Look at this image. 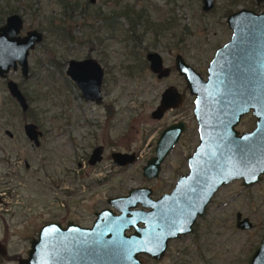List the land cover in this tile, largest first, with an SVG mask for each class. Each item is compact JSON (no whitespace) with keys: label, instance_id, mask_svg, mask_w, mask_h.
<instances>
[{"label":"rangeland","instance_id":"obj_1","mask_svg":"<svg viewBox=\"0 0 264 264\" xmlns=\"http://www.w3.org/2000/svg\"><path fill=\"white\" fill-rule=\"evenodd\" d=\"M81 2L91 3L87 4L89 10L81 14L77 9L71 19L65 18L63 25L74 41L63 42L46 31L50 21L61 19L56 0H0V19L18 14L24 19L25 30L37 29L44 34L43 42L29 59V78L22 80L19 73L10 75L27 95L30 112L25 119L0 81V184L7 181L9 192H13L5 213L7 223H11L7 231L0 220V240L6 239L12 259L0 264H17L18 259L25 258L30 240L45 223L65 225L71 221L88 227L97 212L109 208L108 199L127 196L132 189L149 188L153 199L170 194L179 177L188 173L187 158L198 145L193 98L175 71L168 79L157 80L148 69L146 53H159L169 68L180 54L206 79L215 51L229 41L227 16L241 9L264 10V0L260 5L255 0H215L210 12L201 10L200 0ZM126 5L134 11L144 9V19L149 23L137 24L134 41L128 32L129 20L120 17L115 38L107 39L112 32L106 25L100 30L99 20L110 19ZM99 11L101 19L95 16ZM157 24L162 29L170 26L159 33ZM87 57L96 59L105 69V106L84 102L76 86L53 62L59 60L64 67L70 59ZM168 86L184 93V104L155 121L151 113ZM178 121L186 123L187 131L161 165L159 177L145 179L142 168L154 155L160 133ZM21 122H36L42 134L38 146L26 138ZM254 126L255 120L247 116L238 130L248 131ZM6 131L14 136L12 140ZM98 145L104 148L103 159L90 167L89 155ZM114 152L135 153L137 160L130 166L115 167L111 159ZM8 159L19 160L18 166L10 167ZM0 210L6 212L5 208ZM237 212L250 220V230L235 227ZM8 215H12L11 220ZM263 237L264 176L248 188L241 181L221 188L191 235L171 241L160 260L140 258L144 264H249Z\"/></svg>","mask_w":264,"mask_h":264},{"label":"water","instance_id":"obj_2","mask_svg":"<svg viewBox=\"0 0 264 264\" xmlns=\"http://www.w3.org/2000/svg\"><path fill=\"white\" fill-rule=\"evenodd\" d=\"M214 2L201 0L202 11L209 12ZM21 24L18 16H11L3 30L15 39ZM227 25L232 31L230 42L215 53L207 81L180 56L175 60L176 70L195 98L193 115L199 145L187 159L188 174L180 177L171 194L154 201L150 189H132L127 196L109 199V208L96 214L91 228L72 222L65 228L57 222L48 223L30 241L26 258L18 264H143L140 256L160 260L169 241L192 233L194 224L221 187L238 180L245 187L260 181L264 174V11H239L229 16ZM40 41L41 34L35 31L15 40L12 56L0 57V78H5L10 67L15 69L16 62L22 76L27 77L28 52ZM147 60L159 78L169 74L157 54L147 55ZM66 76L77 85L85 101L101 102L103 72L95 60L69 61ZM7 89L25 112L27 104L17 85L10 81ZM182 99L174 88L167 89L151 117L158 120L171 108H180ZM250 111L257 121L255 129L239 136L234 128ZM184 130L180 123L161 133L154 156L142 168L145 179L158 178L161 165ZM26 134L34 138V127L27 126ZM100 153L101 149L94 150L91 164L100 161ZM111 158L115 167L130 166L136 161L134 154L114 153ZM251 227L248 219L241 220L237 214V229ZM130 230L133 232L127 234ZM250 264H264V238Z\"/></svg>","mask_w":264,"mask_h":264},{"label":"flooded vegetation","instance_id":"obj_3","mask_svg":"<svg viewBox=\"0 0 264 264\" xmlns=\"http://www.w3.org/2000/svg\"><path fill=\"white\" fill-rule=\"evenodd\" d=\"M201 1V0H200ZM256 1V0H255ZM91 2V1H90ZM92 3V2H91ZM91 3H89V4H91ZM257 4V3H256ZM214 5H215V2H214ZM214 5H213V8H214ZM257 5H260V4H257ZM202 6V5H201ZM213 8L210 10V11H212L213 10ZM84 9H86V13H87V11L89 10L88 9V6H85V7H83V8H81V7H79V10L82 12V11H84ZM201 10H202V8H201ZM243 10H245V9H241V10H239V11H243ZM145 11V10H144ZM209 11V12H210ZM239 11H237V12H239ZM248 11V10H247ZM264 11V10H263ZM263 11H260V12H254V11H252V12H254L255 14H260V13H262ZM237 12H232V13H230L228 16H227V18H226V25H227V19L229 18V16L230 15H232V14H235V13H237ZM76 13V12H75ZM81 14H83V13H81ZM18 16L20 19H21V30H20V33L15 37V39H13V38H11L10 36H8V34H7V31H4L5 29H4V27L6 26V22H7V19H8V17H11V16ZM136 21V20H135ZM116 22H117V20H112V21H105V19L103 20H99V23H100V26H99V29L100 30H102L103 28H105V25H106V28H107V30L109 31V32H112V34H110V38H107V39H112V38H115V32H116V27L118 26V24L116 25ZM140 22H144L145 24H147V23H149L148 21H147V19H143V20H137L136 21V26H134V28L133 29H131L130 31H128V32H130V35H131V37H132V39L135 41L136 40V33H135V28L137 27V24H139ZM112 26V29H110L109 30V28ZM227 27H228V25H227ZM129 28H130V26H129ZM4 29V30H3ZM157 30H159V31H163V29L165 30V28H164V26H163V29H162V27L161 28H156ZM229 29V28H228ZM129 30V29H128ZM32 31H35V32H37V33H39V34H41V41L39 42V43H36L35 45H34V47H33V49L32 50H30L29 52H28V55H27V68H28V71H27V77H23L22 76V74H21V67H20V65L18 64V62H16V63H14L15 64V69H13V67H10L9 68V72L6 74V76H5V78H0V81H2L4 84H5V86H6V89H7V83L8 82H13V83H15L16 85H17V87H18V89H19V91L21 92V94H22V96L24 97V99H25V102H26V104H27V110L25 111V112H23L22 110H21V107H20V105L18 104V102L15 100V99H13L11 96V98H12V101L13 102H15L17 105H18V107L20 108V111H21V113H22V120L23 119H25V116H26V114L28 113V112H30V105H29V103H28V98H27V95L26 94H23V92L21 91V89H20V87H19V85L15 82V81H13L12 79H11V76L10 75H12V74H15V73H19L20 74V76H21V78H22V80H27L28 78H29V76H30V69H31V65H30V63H29V59H30V57H31V54L36 50V48L38 47V45H40L42 42H43V36H44V34L40 31V30H37V29H32V30H25L24 29V19H23V17L22 16H19L18 14H15V13H11V14H8V16L5 18V19H0V57H7L8 55H10V56H12V52H13V50H14V45H13V43H15V40H20V39H23L24 37H26V35L29 33V32H32ZM158 31V32H159ZM229 32H230V38H229V41L227 42V43H229L230 42V39H231V35H232V31L229 29ZM6 33V34H5ZM160 33V32H159ZM159 33H156L155 35L156 36H158L159 35ZM71 36L73 37V34H71ZM121 36H123V38H125L124 37V35H121ZM74 41V37H73V40L71 41V42H73ZM227 43H225L223 46H221L220 48H218L216 51H215V53L218 51V50H220L222 47H224ZM215 53H214V55H215ZM149 54H157L160 58H161V61H162V68L163 69H167V70H169V74L166 76V77H163V78H159L158 77V75L156 74V73H153L151 70H150V62H148V60H147V55H149ZM214 55H213V58H214ZM177 56H180L182 59H183V57L180 55V54H177L176 56H175V58H174V63H173V66L171 67V68H169V67H166L165 65H164V62H163V58H162V56L159 54V53H157V52H153V51H149V52H147L146 53V55H145V60H146V62L148 63V69H149V71H150V73L153 75V76H155V78L157 79V80H166V79H168L170 76H171V73L173 72V71H175L183 80H184V82H185V86H186V89H187V91H188V94H189V96H191L190 95V92H189V89L187 88V84H186V81H185V79H184V77H182L179 73H178V71L176 70V68H175V60H176V57ZM213 58L211 59V61L213 60ZM87 60H95V62L99 65V67H100V69L102 70V72H103V79H102V83H101V86H100V94H101V102L99 103V104H96L94 101H85L83 98H82V93H81V91L79 90V88L77 87V85L73 82V81H71L67 76H66V69H67V65H68V62L69 61H74V62H76V63H81V62H84V61H87ZM53 61V60H52ZM183 61L185 62V60L183 59ZM211 61L209 62V64L211 63ZM54 62V65H56L57 67H58V69H60V72H63L64 73V75H65V77H67L75 86H76V88L79 90V92H80V98L84 101V102H89V103H94L95 105H102V106H105L104 105V103H103V90L105 89L104 88V79H105V69L103 68V66L101 65V63L100 62H98L96 59H94V58H92V57H87V58H85V59H82V60H75V59H70V60H68V62L64 65V67H62V63L63 62H59V60L57 61V60H54L53 61ZM186 63V62H185ZM187 64V63H186ZM209 64H208V67H209ZM190 68H192L200 77H201V79L203 80V81H207V76H208V73H207V75H206V79H204V78H202V76L193 68V67H191L189 64H187ZM208 67H207V70H208ZM141 70V69H140ZM140 72H142V71H140ZM64 76L62 77V79H64L65 81H67V79L65 78ZM69 83V82H68ZM70 84V83H69ZM169 88H174L176 91H177V94L178 95H180V96H182V104H181V106H180V108L183 106V104H184V101H185V96H184V93H180L178 90H177V88H175L174 86H168V87H166L164 90H163V92L161 93V95H160V100H159V103H158V105H157V107H156V109L154 110V111H156L157 109H158V107H159V105H160V103H161V98H162V94H164V92L167 90V89H169ZM7 91H8V89H7ZM9 93V92H8ZM10 95V94H9ZM192 98H193V110H194V101H195V98L193 97V96H191ZM180 108H178V109H180ZM178 109H173V108H171L170 110H168V111H166L164 114H163V116L161 117V119H158V120H156V119H153L152 117V119L153 120H155V121H160V120H162L163 118H165L170 112H173L174 110H178ZM153 111V112H154ZM152 112V113H153ZM152 113H151V115H152ZM192 114H193V111H192ZM247 116H250V118H252V119H254L255 120V126H256V119L253 117V115H252V111H250L247 115H244L243 117H241V119H240V121H239V123H238V125L234 128V130L238 133V135L239 136H241V135H243V134H249V133H251V132H253L254 131V129H255V126H254V128L253 129H249L248 131H239L238 130V128L242 125V123H243V120H244V118H246ZM193 118H194V115H193ZM194 121H195V118H194ZM180 123H182V124H184V126H185V130L182 132V134H181V136H180V138L184 135V133L187 131V125H186V123L185 122H183V121H178V122H174V123H172L171 125H169V126H172V125H175V124H180ZM195 123H196V121H195ZM21 125H22V128H23V132H24V135L26 136V138L29 140V141H31V142H33V144L35 145V146H38L39 145V143H40V141H39V139H40V137L42 136V134H41V132L38 130V127H37V124H36V122H33L32 124L31 123H29V122H26V123H22L21 122ZM29 125H31V126H33L34 127V130H35V133H36V136L33 138V137H29V135H27L26 134V127L27 126H29ZM169 126H167V127H169ZM196 126H197V123H196ZM166 127V128H167ZM165 128V129H166ZM165 129H163L162 130V132L165 130ZM161 132V133H162ZM161 133H160V135H161ZM5 134L8 136V138L10 139V140H12L13 138H14V136L11 134V132H9V131H6L5 132ZM159 135V136H160ZM197 135H198V126H197ZM32 138V139H31ZM159 138V137H158ZM180 138H179V140H180ZM158 140V139H157ZM179 140H178V142H179ZM157 142V141H156ZM177 142V143H178ZM177 145V144H176ZM175 145V146H176ZM198 145H199V135H198ZM198 145H197V147H198ZM174 146V147H175ZM155 147H156V145H155ZM196 147V148H197ZM96 149H101V153H100V161L99 162H96L95 164H91V158H92V155H93V153H94V150H96ZM174 149V148H173ZM172 149V150H173ZM171 150V151H172ZM196 150V149H195ZM154 151H155V148H154ZM170 151V152H171ZM103 152H104V148H103V146H100V145H98V146H95L92 150H91V153H90V155H89V158H88V162H87V164H88V166H90V167H93V166H95V165H97L98 163H100L101 161H102V159H103ZM195 152V151H194ZM193 152V153H194ZM115 153V152H114ZM114 153H112V154H114ZM116 153H119V152H116ZM111 154V155H112ZM121 154H127V153H121ZM131 154H134L135 155V159L137 160V156H136V154L135 153H130V154H127V155H131ZM170 154V153H169ZM193 155V154H192ZM192 155H190V156H192ZM154 156V155H153ZM152 156V157H153ZM189 156V157H190ZM112 159V158H111ZM188 159V158H187ZM18 162H19V160H15V161H13V162H11L9 159H8V165H10V167H13V166H18ZM112 162H113V160H112ZM136 162V161H135ZM126 167V166H125ZM119 168H123V167H119ZM188 174V173H187ZM186 174V175H187ZM186 175H183V176H186ZM183 176H180V177H183ZM264 176V174L260 177V181L259 182H261V180H262V177ZM159 177V176H158ZM180 177H179V179H180ZM178 179V180H179ZM155 180V179H154ZM177 180V181H178ZM238 181H241V183H242V186H243V182H242V180H238ZM238 181H234V182H238ZM259 182H257L256 184H258ZM7 183V181H4V184H0V209H4L5 208V210H6V212H1V210H0V220L2 219L3 220V223H4V229L7 231L9 228H10V226H11V223L9 224V223H7V221H6V216H5V213H7V208H8V200L9 199H11L12 200V197H13V195H12V191L11 192H9V190L10 189H8V184H6ZM177 183V182H176ZM233 183V182H232ZM231 184V183H230ZM230 184H228V185H230ZM255 184V185H256ZM5 185H7V188L6 189H4V186ZM227 185V186H228ZM252 186H254V185H252ZM175 187V186H174ZM224 187H226V186H224ZM243 187H245V186H243ZM248 187H251V186H248ZM248 187H245V188H248ZM221 188H223V187H221ZM220 188V189H221ZM149 189V188H148ZM174 189V188H173ZM219 189V190H220ZM5 190V191H4ZM8 190V191H7ZM151 190V189H150ZM218 190V191H219ZM173 191V190H172ZM171 191V192H172ZM217 191V192H218ZM216 192V193H217ZM152 190H151V199H153L152 198ZM215 193V194H216ZM171 194V193H170ZM170 194H165V195H170ZM162 196H164V195H162ZM161 196V197H162ZM17 197V196H16ZM160 197V198H161ZM214 197V196H213ZM116 198H118V197H116ZM110 199H112V198H110ZM159 199V198H158ZM158 199H153L154 201H156V200H158ZM213 199V198H212ZM211 199V200H212ZM109 200V199H108ZM107 200V201H108ZM108 205V204H107ZM209 205V204H208ZM208 207V206H207ZM138 209H140V207L138 206L137 207ZM207 209V208H206ZM102 210H104V209H102ZM101 210V211H102ZM100 212V211H99ZM99 212H97V213H99ZM96 213V214H97ZM116 213V212H115ZM205 213H206V210H205ZM205 213H204V215H205ZM96 214H95V217H96ZM237 214H240L241 215V220H243V219H248V218H246V217H243L242 216V214L241 213H239V212H237L236 213V215H235V227H236V216H237ZM203 215V216H204ZM202 216V217H203ZM8 217V219L9 220H11L10 218H12V215H8L7 216ZM200 219V218H199ZM9 220H8V222H9ZM249 220V219H248ZM94 221H95V219H94ZM94 221H93V223H94ZM198 221V220H197ZM197 221H196V223H197ZM69 222H71V221H69ZM69 222H67V223H69ZM49 223H51V222H49ZM57 223H59L60 225H61V227L62 228H65L66 227V225H67V223L65 224V225H63L62 223H60V222H57ZM72 223H74V222H72ZM93 223H92V225H90V226H88V227H85V226H81V225H79V224H77V223H74V224H76V225H78L79 227H81V228H91L92 226H93ZM195 223V224H196ZM249 223L251 224V226H252V223L250 222V220H249ZM46 224H48V223H45V224H43L40 228H42L44 225H46ZM195 224H194V226H193V231H192V233L194 232V227H195ZM253 227V226H252ZM251 227V228H252ZM40 228L38 229V231L40 230ZM238 230H240V229H238ZM250 230V229H249ZM37 231V232H38ZM241 231H247V230H241ZM133 231L132 230H130V231H128L127 232V234H131ZM191 233V234H192ZM37 234V233H36ZM191 234H189V235H191ZM188 236V235H187ZM183 237H185V236H183ZM36 238V237H35ZM179 238H181V237H179ZM178 238V239H179ZM264 238V237H263ZM32 239H34V238H32ZM31 239V240H32ZM30 240V241H31ZM177 240V239H176ZM263 240V239H262ZM174 241V240H173ZM171 241H169L168 242V246H169V243H170ZM262 243V242H261ZM261 245V244H260ZM260 245H259V247H260ZM258 247V248H259ZM258 248L255 250V252L258 250ZM30 250V249H29ZM28 250V251H29ZM167 250H168V247H167ZM167 252V251H166ZM255 252L253 253V255L255 254ZM9 254V250L7 249V246H6V239H5V241H2V240H0V261L1 262H3V263H5V262H10L9 260L10 259H12V257L11 256H9L8 255ZM165 255V254H164ZM253 255H252V257H253ZM27 256V255H26ZM147 257V256H146ZM164 257V256H163ZM162 257V258H163ZM252 257H251V259H252ZM26 258V257H25ZM25 258H21V259H25ZM149 258V257H148ZM161 258V259H162ZM21 259H18L17 260V264H18V262H19V260H21ZM139 259L141 260V258L139 257ZM151 259V258H150ZM251 259H250V261H249V264H250V262H251ZM153 260V259H152ZM142 261V260H141ZM155 261H157V260H155ZM142 263H143V261H142ZM144 264V263H143Z\"/></svg>","mask_w":264,"mask_h":264},{"label":"trees","instance_id":"obj_4","mask_svg":"<svg viewBox=\"0 0 264 264\" xmlns=\"http://www.w3.org/2000/svg\"><path fill=\"white\" fill-rule=\"evenodd\" d=\"M56 3L58 4V6L61 9V19L60 20H55L53 19L52 21H50L47 25L46 31L48 32V34H50V36L56 40H62L64 41H68L71 42L73 40V37L71 36L70 31L68 30V28L66 27V25L64 26V20L65 18H69L71 19L73 14L77 11V9H79V7L83 8L85 6H87V4L89 2H86L85 4H83V2H81V0H56ZM116 3L118 4V0H116ZM86 9H84V11H80V13L86 14ZM134 15V17L131 19L130 17ZM96 18H100L101 19V13L96 12L95 14ZM120 17H123L125 19H128L130 22V28L128 31H130L131 29L134 28V26H136V21L137 20H143L144 18H146L145 15V11L144 9L140 10V11H134L133 7L131 6H124L122 7V9L119 10V13L116 14V12H114V15L109 19H105V21H112V20H118ZM136 20V21H135ZM151 26L153 27V24H151ZM170 24L164 26V28L169 27ZM155 27L157 28H161L160 25H155ZM112 29V26L109 28V30ZM155 30V29H154ZM156 31V30H155ZM159 31V30H157ZM161 32V31H159Z\"/></svg>","mask_w":264,"mask_h":264}]
</instances>
